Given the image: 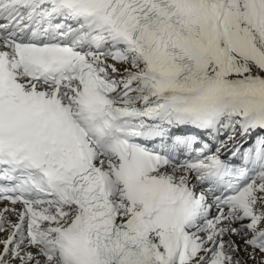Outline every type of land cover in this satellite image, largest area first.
<instances>
[{
	"label": "snow or ice",
	"instance_id": "6c2138e0",
	"mask_svg": "<svg viewBox=\"0 0 264 264\" xmlns=\"http://www.w3.org/2000/svg\"><path fill=\"white\" fill-rule=\"evenodd\" d=\"M0 264H264V0H0Z\"/></svg>",
	"mask_w": 264,
	"mask_h": 264
}]
</instances>
